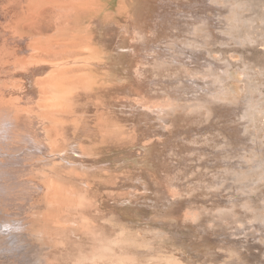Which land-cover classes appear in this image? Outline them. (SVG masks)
<instances>
[{
	"label": "bare ground",
	"instance_id": "obj_1",
	"mask_svg": "<svg viewBox=\"0 0 264 264\" xmlns=\"http://www.w3.org/2000/svg\"><path fill=\"white\" fill-rule=\"evenodd\" d=\"M167 1L158 7V12V8L154 11L156 14L154 18L149 17L151 20L143 17L146 13L137 15L136 20L133 19L135 23L127 16L129 20L126 19V24L122 26L129 33L134 47L132 51L138 53L134 61L137 80L151 87L152 91L165 88L161 87V83L181 80L179 73L184 71L187 74L185 79L189 81L186 82L191 84L178 85L181 91L185 89L188 92H181L175 87H170V90L173 92L175 89L177 96L187 94L188 101H194L188 104L189 108L200 106L202 102H208L209 95L215 97L217 89L213 93L212 87L217 86H213L212 82L217 83L214 81L219 71L222 72L223 63L211 59L207 50L192 48L187 42L180 41L182 39L175 41L177 36L175 40L164 39L162 34L166 36L170 33L169 28L174 23L186 32L193 30L195 25H199L197 23L207 25L209 12L217 8L219 18L215 25L219 26V30L216 34L223 36L222 27L226 23L219 15L223 14L221 9L230 4H226V0H192L186 3L192 14L178 16L177 8H169L170 13L166 12ZM102 2L0 0V264H52L53 260L50 261L49 257L51 249H64L73 264H110L114 246L128 244V240H124L128 233L125 228L121 227L116 238L104 235V226L100 225L98 216L125 207L134 208L130 203L132 200L118 198L127 190L132 194L131 189L135 187L128 171L123 173L127 166L122 167L121 163L113 165L106 158L113 147L122 146L132 138L131 132L135 131V127L140 128H129L125 123L126 115L122 119L115 113L114 99L119 98L122 89L107 65V47L100 45L90 30L84 31L82 25L72 22L85 11L89 15L101 13ZM233 2L235 4V0ZM251 2L253 5L255 1ZM171 5H175L174 2ZM234 6L230 8L238 5ZM165 22L171 26L167 28ZM146 23L147 26L153 24V27L147 29ZM177 26L174 30L182 29H176ZM161 28L165 32H160L159 39L157 34ZM193 35L196 34L193 32ZM145 38L153 42L151 45L144 42L145 47L141 48V41ZM144 49L152 53L155 50L157 56L150 52L144 54ZM130 55L132 57L133 54ZM175 70L180 71L177 73ZM175 95L171 94L173 99ZM169 101L151 102L136 98L133 106L138 107L141 113L143 110L147 115L156 114L162 122L163 134H168L176 126L172 118L177 111L174 102ZM128 102L123 99L118 104L127 107ZM141 127L145 130L143 125ZM186 141L183 140L184 144ZM119 177L120 181L116 182ZM132 177L137 178L135 175ZM136 182L140 185L143 181L137 179ZM146 191L150 190L143 192ZM139 193L136 190L135 194ZM129 194L126 193L127 196ZM113 198H118L119 202H113ZM106 220L103 224L113 222L111 218ZM83 241L92 247L89 255L82 250L85 246Z\"/></svg>",
	"mask_w": 264,
	"mask_h": 264
},
{
	"label": "rangeland",
	"instance_id": "obj_2",
	"mask_svg": "<svg viewBox=\"0 0 264 264\" xmlns=\"http://www.w3.org/2000/svg\"><path fill=\"white\" fill-rule=\"evenodd\" d=\"M102 1L101 13L89 15L85 11L88 15L84 13V16L82 13L78 18L72 19V22L75 24L78 22L84 31L90 30L97 42L107 47V65L112 69L122 89L119 98L114 99L116 104L114 109L118 110H115V113L118 117L122 116V119L126 115L125 123L129 128L139 126L143 132L140 137L142 132L135 127L134 130L141 133L135 134V131H132L136 137L131 132L132 138L125 142L126 144H121L122 146L113 147L114 149L107 155L108 159L106 158L109 160L108 163L111 162L113 165L121 163L122 167L127 166L123 173L126 174L128 171L127 174L134 179L133 184L136 187L131 189L133 196L131 191L127 190L118 197L132 200L130 203L133 204L134 211L131 210L132 207H125L124 210L121 209L122 211L117 209L111 214L108 212L98 216V220H101L100 225L104 226V235L113 239L122 228L128 232L127 238L124 239L128 240L126 242L128 244L112 248L111 264H264V0H235V4L234 0L230 2L226 0L225 2L228 1L226 4L230 6L223 7L221 12L224 15L219 16L223 22L225 19L226 25L222 30L227 34L223 32L224 35H220L221 37L217 35L219 26L215 25L219 18L216 15L217 8L209 12L210 19L207 25L197 23L199 25H195L190 32H186L187 30H183L176 23L173 26L169 25L172 21H166L170 22H165L168 24L167 28L171 26L172 29L169 28L170 33H165V36L160 32L168 29L161 26L166 30L162 31L161 28V31H158L159 39L161 34L164 39L177 38L175 41L182 39L180 41L187 42L192 48L207 50L211 59L223 63L222 72L219 71L218 75L215 72L217 78L215 77L214 82L217 83L212 82V85L217 87H212L213 91L210 90L214 93L217 89L214 94L216 98L208 94L209 98L211 97L210 100L207 98L208 102H202L200 106L192 108H189L188 104L194 101H188L187 94L177 96L175 89L173 92L170 90V87L178 90L182 84H191L185 79L187 74L184 71L183 74L179 70L181 80L161 83V87L165 88H157L155 91H151V87L137 80L134 61L138 53L132 51L134 47L129 33L122 27L129 20L127 16L135 23L133 19L136 20L137 15L146 13L143 17H147V21L151 20L156 14L154 11L167 0ZM190 1L192 0H168L166 7L168 10L165 11L170 13L169 8H177L178 16L192 14L186 4ZM251 1H255L257 5L255 2L251 5ZM171 2L175 5L172 6ZM231 2L238 6L235 7ZM233 6L236 10L230 8ZM168 17L171 18L172 15ZM200 18H197V21H200ZM149 25L146 23L147 29L153 27V24ZM175 25L176 29L182 28L179 29L180 32L174 30ZM173 31L177 34H173ZM193 32L196 35H193ZM148 40L145 38L141 41L140 47L144 48L147 42L151 45L153 40ZM154 51L152 53L151 50L144 49V54L150 52L157 56ZM130 54H133L132 57ZM179 71L175 70L177 73ZM126 89L125 93L128 95L124 93ZM183 91L185 89L181 92ZM172 93L176 94L174 99ZM129 97H135L134 102L136 98L151 102L162 100L174 102L177 111L172 119L176 126L170 133L166 131L168 134H163L162 122L156 114L147 115L143 110L141 113L138 107H134V102ZM123 99L129 101L127 107L118 104ZM142 117L144 119H141ZM136 118L138 119L134 120ZM142 125L145 130L142 129ZM155 126H158L157 129ZM150 128L153 131H150ZM183 137L185 138L183 140H188L190 144L188 141L184 144ZM145 138L147 141L149 139L153 141L146 143V140L143 141ZM141 141L147 146L141 145ZM170 143L171 146L168 147ZM195 143L198 144L194 147ZM134 175L137 178H133ZM120 178H116V182L120 181ZM137 179L143 181L141 183L143 185H138ZM136 190L140 193L135 194ZM145 190L150 191L143 192ZM126 193L130 194L127 196ZM118 198H113L112 201L119 202ZM110 218L113 219V225L109 222L103 224ZM83 242L85 246L82 250L85 255L87 253L89 255L92 247ZM57 250H50L53 253L50 252L49 256L50 261L53 260L51 262L73 264L70 257L65 255L64 249Z\"/></svg>",
	"mask_w": 264,
	"mask_h": 264
},
{
	"label": "crops",
	"instance_id": "obj_3",
	"mask_svg": "<svg viewBox=\"0 0 264 264\" xmlns=\"http://www.w3.org/2000/svg\"><path fill=\"white\" fill-rule=\"evenodd\" d=\"M110 238V237H109ZM112 262V261H111ZM111 264V263H110ZM134 264H136V263H134Z\"/></svg>",
	"mask_w": 264,
	"mask_h": 264
}]
</instances>
